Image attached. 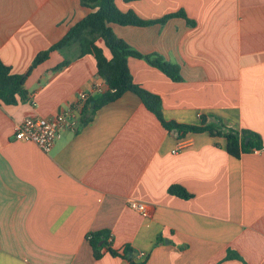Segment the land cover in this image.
Instances as JSON below:
<instances>
[{
	"label": "crops",
	"instance_id": "obj_1",
	"mask_svg": "<svg viewBox=\"0 0 264 264\" xmlns=\"http://www.w3.org/2000/svg\"><path fill=\"white\" fill-rule=\"evenodd\" d=\"M115 3L143 20L185 14L162 25H111L138 52L180 66L174 82L145 59L128 60L134 82L160 96L165 120L199 125L204 116L258 134L263 150L236 158L224 137L178 139L131 92L93 112L91 99L108 86L95 58L82 56L81 39L112 58L95 23L31 71L27 101H0V264H131L109 250L127 246L145 264H264V0ZM95 10L81 0H0V59L26 74ZM67 110L71 126L49 154L16 140L23 119ZM173 185L192 197L171 195ZM133 201L148 204L149 215ZM98 232L109 236L97 260L89 235Z\"/></svg>",
	"mask_w": 264,
	"mask_h": 264
},
{
	"label": "trees",
	"instance_id": "obj_2",
	"mask_svg": "<svg viewBox=\"0 0 264 264\" xmlns=\"http://www.w3.org/2000/svg\"><path fill=\"white\" fill-rule=\"evenodd\" d=\"M81 2L82 5L96 10L71 27L67 35L60 40L57 45L39 53L32 62L31 68L26 71V74H14L11 67L4 64L0 59V101L6 105H18L20 102L27 101L29 94L25 88V83L27 78L31 75V71L46 62L54 49L62 47L73 38L81 35L93 24L99 23L101 37L106 47L111 52V59L105 56L104 50L93 40L86 37L81 39L82 56L92 55L95 58L97 75L104 79L108 86V90L105 93L98 95L99 97L96 99H91V104L89 103V105L93 112L104 105L115 102L124 94L131 92L137 95L145 107L157 117L162 126L167 131L176 134L178 139L182 140L190 133H209L213 137H224L227 139V153L236 158H240L244 153H253L254 151H261L263 149V141L258 134L250 132L249 130L237 131L234 129H227V127L221 124L208 125L207 119L204 116L201 117V123L199 125L180 124L175 121L165 120L160 96L149 92L134 82L128 65L129 58L145 59L150 65L159 69L160 72L162 71L164 75L174 82L182 81L181 68L178 64L165 60L161 54L153 53L144 55L133 49L125 40L119 38L115 34L111 25L118 24L121 26L140 27L154 24L162 25L170 18L179 16L185 17L183 11L167 15L158 20H143L133 11L122 12L117 7L115 0H81ZM68 64L69 61H64L56 66L53 71L61 70ZM248 139L249 142H247ZM169 193L182 199H189L192 197L185 188L178 185L169 187ZM108 236L107 232H98L89 239L93 249L92 254L95 259L98 260L103 257V246L101 243L103 241L102 239H104V243L107 244L105 239ZM109 250L114 256L128 258L131 248L127 246L122 254L111 248H109ZM232 257L235 256H228V258ZM128 260L131 264H145V261H137L136 257L128 258Z\"/></svg>",
	"mask_w": 264,
	"mask_h": 264
},
{
	"label": "built area",
	"instance_id": "obj_3",
	"mask_svg": "<svg viewBox=\"0 0 264 264\" xmlns=\"http://www.w3.org/2000/svg\"><path fill=\"white\" fill-rule=\"evenodd\" d=\"M101 85L96 84L94 90L102 92ZM81 99H86V94L80 95ZM36 104H34V108ZM70 117H72V111H63L55 117H28L23 119V122L17 127L15 138L21 142H29L36 144L42 151L49 154L55 147L58 140L63 136V132L71 126ZM73 125V124H72ZM182 147L176 148L173 153L177 154ZM263 150V149H262ZM259 153L260 151H254ZM131 208L143 216L149 215L148 204L140 201H133ZM92 235H89L91 239ZM144 256V253L140 254Z\"/></svg>",
	"mask_w": 264,
	"mask_h": 264
},
{
	"label": "water",
	"instance_id": "obj_4",
	"mask_svg": "<svg viewBox=\"0 0 264 264\" xmlns=\"http://www.w3.org/2000/svg\"><path fill=\"white\" fill-rule=\"evenodd\" d=\"M248 141H249V139H248ZM136 254H137L136 252H133V251L131 250V251H130L129 258H133L134 256H137Z\"/></svg>",
	"mask_w": 264,
	"mask_h": 264
}]
</instances>
